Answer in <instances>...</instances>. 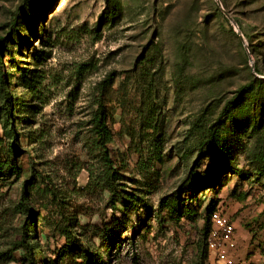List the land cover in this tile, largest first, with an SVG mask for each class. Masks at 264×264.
Returning <instances> with one entry per match:
<instances>
[{
  "label": "rangeland",
  "instance_id": "obj_1",
  "mask_svg": "<svg viewBox=\"0 0 264 264\" xmlns=\"http://www.w3.org/2000/svg\"><path fill=\"white\" fill-rule=\"evenodd\" d=\"M0 67L1 252L23 238L37 259L69 264L68 230L109 264H218L219 208L237 226L233 255L264 264V0H0ZM100 104L112 162L94 131ZM212 131L232 172L189 193L213 164L200 151ZM111 165L131 204L110 188Z\"/></svg>",
  "mask_w": 264,
  "mask_h": 264
},
{
  "label": "trees",
  "instance_id": "obj_2",
  "mask_svg": "<svg viewBox=\"0 0 264 264\" xmlns=\"http://www.w3.org/2000/svg\"><path fill=\"white\" fill-rule=\"evenodd\" d=\"M9 76V74H8ZM6 73L4 69L0 67V79L5 81ZM7 78V77H6ZM256 86V81H251L243 85L238 92L236 93V96L234 98H231L230 100L227 101L224 109L222 110L220 116H219V122H222L223 119L229 116V113L231 109L234 107L235 103L237 102V99L240 97L241 93L243 92H251L254 90ZM94 123V131L96 133V136L99 140V143L104 151L105 158L108 162H112L109 154V149H108V143L111 138V130L108 126V121H107V113L104 109V106L102 104L99 105L95 117L93 119ZM218 144L217 140V131H212L210 136L207 137L201 144V155L202 159L206 158L208 154L204 155L205 149L207 148L209 151H211V155H214V161L211 166L206 171H203L197 180L191 182V184L187 188V192L192 193V194H197L199 191H203L205 188L214 186L216 184V181L218 180V176L220 173L224 172L226 173H231L232 169L228 168V166L224 165L221 162V158L219 156V153H217L216 145ZM218 163V164H217ZM220 165V168L218 170L217 174V169L218 166ZM110 167V166H109ZM1 173H2V167L0 164V180H1ZM117 175L118 172L112 169V165L110 170H108L107 175H106V180L110 185V188L113 189V191H117L120 197L123 199V203L125 205L131 204V200L127 198L125 195H122V191L119 192L118 190V184L117 183ZM28 180H25L23 190H22V200L24 202L27 201L28 198V187H27ZM215 210H220L219 208L214 209ZM28 214H31V210L27 208ZM34 221V220H32ZM119 225L116 226V238L122 237L123 235V227H121V222H118ZM65 235L69 239L72 240V244L77 243L76 248L72 250V258L69 264H109L108 260L106 258L105 253L101 252V249L93 248L91 246H87L83 244L81 240L76 238L72 232L70 231H65ZM116 242V240H115ZM114 246V242L106 246V248H112ZM37 248L41 249L42 252V246L39 244L36 246ZM24 249V257H23V262L24 264H49L45 258L42 260L37 259L35 251L32 247V245L25 239H21L19 242L14 243V246L9 249L10 253H12L15 250L18 249ZM9 251H0V263L3 259H5L8 255ZM66 251V250H65ZM110 252V250H109ZM6 256V257H5ZM66 256V254H65ZM207 256V254H204V258ZM10 257V255H9Z\"/></svg>",
  "mask_w": 264,
  "mask_h": 264
},
{
  "label": "built area",
  "instance_id": "obj_3",
  "mask_svg": "<svg viewBox=\"0 0 264 264\" xmlns=\"http://www.w3.org/2000/svg\"><path fill=\"white\" fill-rule=\"evenodd\" d=\"M213 226L209 234V249L215 253L220 264H246L233 253L238 249L237 226L222 210L212 212Z\"/></svg>",
  "mask_w": 264,
  "mask_h": 264
},
{
  "label": "crops",
  "instance_id": "obj_4",
  "mask_svg": "<svg viewBox=\"0 0 264 264\" xmlns=\"http://www.w3.org/2000/svg\"><path fill=\"white\" fill-rule=\"evenodd\" d=\"M218 264H220V262L218 261ZM248 264H252L251 262H248Z\"/></svg>",
  "mask_w": 264,
  "mask_h": 264
}]
</instances>
